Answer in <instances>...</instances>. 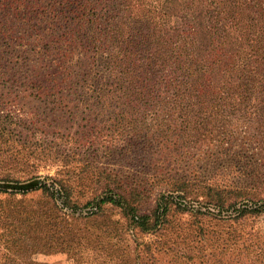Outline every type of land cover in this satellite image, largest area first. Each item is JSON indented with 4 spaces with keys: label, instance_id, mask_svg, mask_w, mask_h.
<instances>
[{
    "label": "trees",
    "instance_id": "trees-1",
    "mask_svg": "<svg viewBox=\"0 0 264 264\" xmlns=\"http://www.w3.org/2000/svg\"><path fill=\"white\" fill-rule=\"evenodd\" d=\"M65 59L69 63L62 66ZM78 89L88 102L118 109L119 117L121 111L143 118L154 112L149 116L167 123L160 131L187 146L234 152L238 179L229 189L202 186L204 204L198 199L197 209L175 205L163 194L154 209L142 212L144 190L99 171L107 188L85 204L91 213L104 205L118 208L132 229L144 232L160 229L170 214L184 211L200 219L223 213L228 219L264 216V173L256 170V154L243 151L239 142L252 141L264 152V0H0V94L23 92L56 103L60 92ZM1 106L0 182L21 183L33 175L23 167L35 157L23 152L25 139L10 134L30 121ZM49 179L52 183L37 189L55 205L60 201L77 210L70 182ZM186 184L178 189L184 192ZM58 212L55 226L68 218L63 209ZM26 221L25 246L45 251L55 239L48 220L37 235L35 223ZM82 235L73 223L67 232L56 230V251L77 249Z\"/></svg>",
    "mask_w": 264,
    "mask_h": 264
},
{
    "label": "rangeland",
    "instance_id": "rangeland-1",
    "mask_svg": "<svg viewBox=\"0 0 264 264\" xmlns=\"http://www.w3.org/2000/svg\"><path fill=\"white\" fill-rule=\"evenodd\" d=\"M68 63L60 60L62 66ZM83 67L88 70V65ZM0 97L5 101L0 103L2 108L16 110L30 121L10 137L25 139L23 152L35 157L23 167L34 172L26 181L0 182V264H264V216L228 219L223 213V217L200 219L184 211L170 214L160 229L144 232L132 229L118 208L104 205L94 214L85 207L105 193L107 182L98 174L106 171L117 174L125 186L146 192L142 212L154 209L163 194L172 196L175 205L197 209L202 206L198 199L204 204L201 190L205 184L229 189L237 183L234 152H220L216 146H187V141L160 131L167 123L149 116L154 112L148 111V118H143L121 111L119 117L118 109L88 102L82 89L60 92L56 103L23 92ZM32 118L40 121L34 124ZM127 124L134 129H124ZM239 142L243 151L256 154V170L264 173L260 146ZM49 176L70 182L72 199L80 206L77 210L60 201L55 205L37 189L43 182L52 183ZM183 182L187 183L184 192L178 189ZM25 186L28 191L22 193ZM59 209L68 218L55 226ZM203 210L208 207L203 205ZM27 217L35 223V235L48 220L55 239L45 251L25 246L22 232ZM72 223L83 230L81 245L73 251H56V230L67 232Z\"/></svg>",
    "mask_w": 264,
    "mask_h": 264
}]
</instances>
